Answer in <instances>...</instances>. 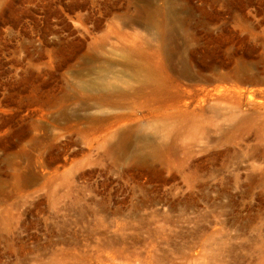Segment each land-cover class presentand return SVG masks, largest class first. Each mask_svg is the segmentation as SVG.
<instances>
[{"label": "rangeland", "instance_id": "obj_1", "mask_svg": "<svg viewBox=\"0 0 264 264\" xmlns=\"http://www.w3.org/2000/svg\"><path fill=\"white\" fill-rule=\"evenodd\" d=\"M0 264H264V0H0Z\"/></svg>", "mask_w": 264, "mask_h": 264}, {"label": "bare ground", "instance_id": "obj_2", "mask_svg": "<svg viewBox=\"0 0 264 264\" xmlns=\"http://www.w3.org/2000/svg\"><path fill=\"white\" fill-rule=\"evenodd\" d=\"M252 91V90H251ZM253 94H255L256 92H252Z\"/></svg>", "mask_w": 264, "mask_h": 264}]
</instances>
